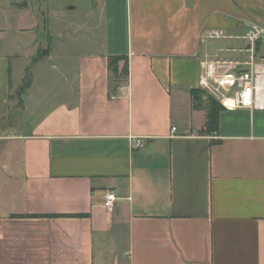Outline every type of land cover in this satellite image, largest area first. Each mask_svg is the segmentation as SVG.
I'll use <instances>...</instances> for the list:
<instances>
[{"label": "crops", "instance_id": "1", "mask_svg": "<svg viewBox=\"0 0 264 264\" xmlns=\"http://www.w3.org/2000/svg\"><path fill=\"white\" fill-rule=\"evenodd\" d=\"M34 1L0 24V264H264V110L199 85L264 0Z\"/></svg>", "mask_w": 264, "mask_h": 264}, {"label": "built area", "instance_id": "2", "mask_svg": "<svg viewBox=\"0 0 264 264\" xmlns=\"http://www.w3.org/2000/svg\"><path fill=\"white\" fill-rule=\"evenodd\" d=\"M210 39H239L244 44L227 46V56L203 60L200 88L226 109L264 110V61L259 58L257 49L259 42L264 40V26L252 23L239 35L228 33L222 28L213 29L203 35L204 41ZM145 145L144 140H136V147ZM117 198L115 190L105 192L104 205L108 210L113 209Z\"/></svg>", "mask_w": 264, "mask_h": 264}, {"label": "rangeland", "instance_id": "3", "mask_svg": "<svg viewBox=\"0 0 264 264\" xmlns=\"http://www.w3.org/2000/svg\"><path fill=\"white\" fill-rule=\"evenodd\" d=\"M13 1L14 0H0V24L4 25L6 23V17L5 16H6V14H8V11H9ZM77 1L79 3H81L82 5L86 4V3H84L85 1H83V0H47V2H49L48 5H50V6H51V4L54 5L55 8H53V9H59L60 7H64L66 5H73V3L74 2L76 3ZM36 7H37L36 1L29 0V5L27 6L26 10H27V12L35 13V12H37ZM54 19H55V17H54ZM5 39L7 40L8 37ZM6 40H5V42H6L5 45H7ZM0 46H1V42H0ZM210 100L212 102L214 99L210 98Z\"/></svg>", "mask_w": 264, "mask_h": 264}, {"label": "trees", "instance_id": "4", "mask_svg": "<svg viewBox=\"0 0 264 264\" xmlns=\"http://www.w3.org/2000/svg\"><path fill=\"white\" fill-rule=\"evenodd\" d=\"M122 58H124V57H122V56L121 57H113L110 60V70L112 72L113 81H117V80H120V79L122 80L128 74V70H127L126 66H124L123 68H120V66H119V60L122 59ZM194 97L196 99L197 95H195ZM198 100L202 101L201 95L199 93H198ZM216 102L217 101L213 102V106H212V108L209 111V122H213L214 121L215 111L218 110L217 106H215Z\"/></svg>", "mask_w": 264, "mask_h": 264}, {"label": "water", "instance_id": "5", "mask_svg": "<svg viewBox=\"0 0 264 264\" xmlns=\"http://www.w3.org/2000/svg\"><path fill=\"white\" fill-rule=\"evenodd\" d=\"M16 4L20 7L26 6L27 5V1H23V2H16Z\"/></svg>", "mask_w": 264, "mask_h": 264}]
</instances>
